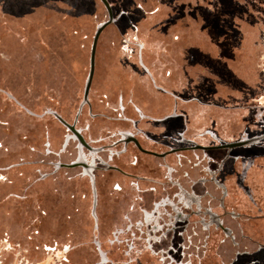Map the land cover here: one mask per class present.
Returning a JSON list of instances; mask_svg holds the SVG:
<instances>
[{
  "label": "rangeland",
  "instance_id": "rangeland-1",
  "mask_svg": "<svg viewBox=\"0 0 264 264\" xmlns=\"http://www.w3.org/2000/svg\"><path fill=\"white\" fill-rule=\"evenodd\" d=\"M106 2L114 20L96 42L89 98L108 95V83H121L114 93L125 91L128 78L140 85L141 61L156 84L179 97L174 106L192 129L207 120L220 122L227 137L233 127L249 137L261 132V114L252 107H264V0ZM106 19L99 0H0L1 264H100L92 235L105 251L106 230L120 226L122 211L115 208L116 223L107 225L101 207L94 231L85 202L74 218L77 205L62 175L70 170L40 179L52 169L39 163L47 118L41 116L50 109L71 120L95 28ZM86 120L82 109L79 121ZM47 124L49 134L59 130ZM108 257L119 264L117 247Z\"/></svg>",
  "mask_w": 264,
  "mask_h": 264
},
{
  "label": "flooded vegetation",
  "instance_id": "flooded-vegetation-1",
  "mask_svg": "<svg viewBox=\"0 0 264 264\" xmlns=\"http://www.w3.org/2000/svg\"><path fill=\"white\" fill-rule=\"evenodd\" d=\"M141 50L139 44L140 57ZM138 64L145 81L128 78L117 93L121 83L102 81L108 95L93 98L88 88L70 121L45 109L39 163L52 169L40 179L70 170L62 175L77 205L74 218L85 202L94 231L97 209L107 225L116 223L115 208L122 211L120 226L104 235L108 249L92 235L100 264H112L115 247L119 264H264V107H252L262 130L251 137L237 127L224 136L215 121L192 129L174 106L179 97ZM82 109L86 121H79ZM49 120L59 127L54 134Z\"/></svg>",
  "mask_w": 264,
  "mask_h": 264
},
{
  "label": "water",
  "instance_id": "water-1",
  "mask_svg": "<svg viewBox=\"0 0 264 264\" xmlns=\"http://www.w3.org/2000/svg\"><path fill=\"white\" fill-rule=\"evenodd\" d=\"M99 1L105 9V12L107 14V19L104 22H102L96 26L93 37H92V41H91V45H90V53H89L88 72H87V76H86V80H85V84H84V89H83V98H85L87 95L89 84H90V81H91V78L93 75L95 46H96L98 36L102 32V30L107 25L112 23L114 20L112 17V14H111L110 6L106 2V0H99Z\"/></svg>",
  "mask_w": 264,
  "mask_h": 264
}]
</instances>
